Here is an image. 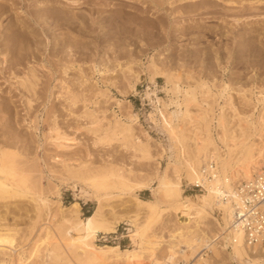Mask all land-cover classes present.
I'll return each mask as SVG.
<instances>
[{
  "label": "bare ground",
  "instance_id": "6f19581e",
  "mask_svg": "<svg viewBox=\"0 0 264 264\" xmlns=\"http://www.w3.org/2000/svg\"><path fill=\"white\" fill-rule=\"evenodd\" d=\"M175 1L187 3V0ZM90 2L96 4L99 0H0V19L11 18L3 41L16 56L17 52L42 44V37L46 36L47 43L50 42L47 34H53L56 29H63L66 37L74 40L70 43L72 46L77 44L82 33L86 34L85 28L94 31L98 24L101 32L103 27L109 30L121 26L124 31L117 33L120 37L132 36L129 23L126 28L123 20L128 21L127 7L134 9L131 4H140L141 0H123L124 10L119 16L110 12L108 16L99 14L97 20L93 12L76 10ZM167 3L171 9H165ZM174 3L172 0H152L151 4L158 7L155 14L158 23H152V27L163 29L164 19L176 17ZM188 4H193L191 11L195 14L199 10L210 13L202 18L205 21L189 24L190 21L182 18L171 28L177 39L193 41L187 49L189 57L197 61L203 57L210 68L214 61L220 65L224 59L233 58L234 63L242 65L252 54H263L264 0H190ZM147 8L144 4L141 6V17L148 13ZM186 11L181 6L178 13L182 16ZM142 25L146 26V21ZM76 31L79 36L70 35ZM117 34L114 36L118 37ZM210 36L222 40V46L216 51L212 44L205 47L199 44ZM181 51L182 66H186V50L181 48ZM161 55L153 56L151 65H142L141 70L133 66L141 62L137 59L129 58L131 60L124 67L132 74L131 92L138 93L142 74L150 72L151 85L146 95L155 106L150 119L168 137L172 159L164 171L155 172L157 188H152L149 180L136 178V171L124 165L103 162L97 166L78 160L75 163L76 160L57 155L53 156V161H57L55 164L45 163L47 171L61 173V184H70L77 191L82 187L76 200L66 205L61 185L56 186V200L51 198L49 188H43V185L34 188L37 178L33 183L31 171L40 170L38 178L41 180L45 170L38 165L39 170L26 164L32 151L26 138L20 139L18 133L15 137L0 138V264H208L209 253L216 259L220 250L226 251L228 261L234 264H264V245L260 239L252 242L247 228L251 227L254 218L250 210L262 207L253 191L264 176V87H260L255 96L253 85L240 89L242 101L251 107L249 111H243L230 92L229 83L218 85L216 80L202 76L195 78L194 73L184 76L174 69L165 70ZM63 69L68 72L67 66ZM14 75L16 83L31 93L26 97V106L30 110L40 76L34 67H29L22 75ZM161 78L165 80L167 99L158 94ZM99 94L109 96L104 90ZM76 96L69 97L72 107L77 105ZM116 103L121 110L122 102ZM54 117L46 137L62 152L77 140L71 133L63 131ZM82 117L87 120L84 127L94 136L96 144L119 142L126 150H132V156L140 161L155 158L150 136L142 137L136 132L137 114L130 111L119 116L113 112L110 118L105 114L101 117L85 105ZM19 143L25 144V148L21 146L24 150ZM164 151L158 157H162ZM184 182L200 186V192L186 195ZM148 188H152L153 197L142 198L141 193ZM126 196L133 198L130 200H134L136 209L133 213L132 210L120 214L113 203L124 201ZM81 198L95 201L90 214H83L78 201ZM166 214L175 217V222L170 238L164 239L163 244L162 235L157 239L156 234L152 235L154 232H149L154 228L152 230L157 233V225L164 227ZM10 216L14 223L7 222ZM22 216L29 220L24 234L23 228L16 224ZM125 221L130 226L129 248L123 249L119 244H99L101 239L110 240ZM159 248H167L164 256H160Z\"/></svg>",
  "mask_w": 264,
  "mask_h": 264
},
{
  "label": "rangeland",
  "instance_id": "374dc122",
  "mask_svg": "<svg viewBox=\"0 0 264 264\" xmlns=\"http://www.w3.org/2000/svg\"><path fill=\"white\" fill-rule=\"evenodd\" d=\"M173 1L175 2L173 8L177 12L176 17L172 18V20L164 19L163 24L165 26L163 29L152 27L153 24L158 23V19L155 16L158 7L151 4L152 0H141L140 4H131L134 6V9L127 7L128 21L123 20V26L126 27L129 23V27L133 33L132 36L120 37L117 33L124 31V28L121 26H116L109 30H107V27H103L104 30L101 32V27L98 24L94 31H88L85 28L86 34L82 33V37L77 40V44L75 42L74 46H72L70 43L74 42V40L71 37H66L63 29H56L53 34L51 32L47 34L50 36V42L48 40L47 43L46 36L42 37V44L38 46L33 45L30 49L31 51L22 50L19 53L17 52L15 53L16 56L12 55L13 53L8 50L9 45L3 41L5 33L10 27L11 18L6 17L8 18L6 19L4 17L0 19V133L4 132L0 135V138L4 140L7 136L15 137L16 133L19 134L20 139L22 137L23 139L26 138L25 142H28V146H31L32 149V153H29L30 156H28L26 164L30 163L34 165V169L37 170L41 167L45 170V174L42 175L41 180L38 178V176L40 177V170L31 171L33 183L34 181L36 182L34 178H37L34 188H38V186L49 188L48 191L51 198L56 200V186L61 185L64 203L70 205L76 200V194L81 192L82 187L80 186L79 191H77L70 184H61V180L63 179L61 173L50 174L47 171L45 163L55 164L57 161H53V156L57 155L73 161L76 160L74 161L75 163H78V160L88 161L89 163H93V165L95 163L97 166L103 162H114L124 165L136 171L135 173L138 174H134L138 176L136 178L140 179L141 177V179L149 180L152 188H157L158 178L154 174L157 170L160 173L165 170L172 159V153L169 149L168 137L161 127L150 119V114L155 113V106L146 95L148 86L151 85L149 81L150 72L146 71V73L142 74L141 80L137 85L138 93L131 92L129 88L132 74L128 72V69L125 71L126 68L124 67H126V64L131 59L141 60V62L133 64L134 67H137V70H141L144 65V67L151 65L153 56L162 54L161 56L164 58L163 69H174L179 73L181 72L184 76L188 73H194L195 78L202 76L211 81L216 80V84L218 85L222 82H227L231 86L230 92L234 95L240 110H250V105L248 106V104L242 101L239 91L253 85L255 96L261 89L260 87H264V52L263 54H257V52L252 54L248 60H243L244 64L242 65H240L241 63L239 65L234 63L233 58H226L220 65L218 62L212 61L213 67L210 66L209 68L206 65L207 61L203 60V57L198 61L194 60L191 56H188L187 50L193 45V41L188 38L184 40L177 39L171 28L180 22L182 18L190 21L189 24L205 21L202 18L210 13L205 14V12L199 10L195 14L191 11L193 4H188L190 0H187L186 4L185 2ZM122 4L123 0H99L96 4L90 2L76 10L80 12L81 10H85L83 12H93V17L97 20L99 14L108 16L112 12L119 16L121 11L124 10L122 9L124 8ZM143 4L148 7V13H144L141 17L140 12ZM165 5V9H171L170 4L167 3ZM181 6H184L187 10L182 16L178 13V10H181ZM94 10L96 11L94 12ZM133 19L136 20V23L133 22L134 24H132ZM143 21H146V26L142 25ZM210 22L216 24L215 22L217 21ZM79 30L80 33L83 32L81 29ZM71 34L80 35L78 31ZM114 34H117L118 37L114 36ZM110 35L112 36L110 37ZM199 44L201 47L212 44L213 51H216L217 48L222 46V40L218 39V37L210 36L200 41ZM181 48L186 50V61L188 63L186 66H182ZM129 58L131 59L129 60ZM105 65H108L106 66L108 70L105 68ZM66 66L68 68L67 73L63 72V68ZM29 67H34L40 76L37 93L32 97L33 102L30 110L26 106V97L31 96V93L16 83L17 78L14 75L17 73L22 75L24 72H27ZM100 69L104 71L100 73ZM82 80H84V83L81 82ZM164 81L163 78L158 80V94L160 97L167 99ZM128 88L129 91H127ZM102 90L109 92V96H100L99 91L102 92ZM66 91L69 93H66ZM73 94L78 95L76 96L78 98L77 105L74 107L71 106V98H69ZM115 101L122 102L121 110ZM85 105L91 110H95L101 117L105 114L106 117L110 118L113 112H116L119 116L130 111L137 114L136 132H139L138 134L142 135V137L146 135L150 136L152 153L155 155V158L140 161L136 157H133L134 152L132 150H126L119 142L111 145L96 144L94 136L88 133L84 127L85 123H87V120L82 117ZM216 109L218 113V106H216ZM71 111L74 114H70ZM255 111L257 112V110ZM54 116H56L63 131L71 133L70 135L77 140L71 148L62 152L56 149L46 137L49 125L55 118ZM24 145L19 143L20 148L21 146L25 148ZM23 148L21 149L24 150ZM162 151H164L163 156L158 157ZM30 164L28 166H31ZM37 165L40 167L39 169ZM41 181L43 184H40ZM38 182H40V185ZM152 188L144 190L141 193V197L145 199L152 198ZM184 189L186 190V195L193 196L199 193L201 188L200 186L184 182ZM130 199L133 198L126 196L124 201L122 200L123 202L115 201L113 207L115 208L117 205V212L120 214L131 213L132 210L133 213L136 208L134 200L131 201ZM78 201L82 206L84 215L91 213L94 209L95 201H89L87 198H81ZM215 216H218V213ZM22 217L17 219L16 224L24 229H22V234H24L29 220L25 216ZM174 219L175 217L166 214L164 216V227H162L163 225H157L155 228L157 231L158 227L160 234L153 231L154 228L149 233L152 234L154 232L152 235L156 234L157 239L162 235L163 237L160 238H163L164 244V239H169L170 233L174 229ZM181 220L184 221L185 218H181ZM7 222L14 223L13 217L10 216ZM129 228L130 226L125 221V223L119 226L118 232L110 237V240L101 239L99 244H119L123 249L129 248L131 246L128 237ZM160 250L161 248H159ZM166 250L167 248L162 249L160 256H164ZM208 256H210L208 264H225L224 262L234 264L233 261H228L226 251L220 250V255L216 259L212 253H209ZM208 256L205 255V257Z\"/></svg>",
  "mask_w": 264,
  "mask_h": 264
},
{
  "label": "built area",
  "instance_id": "2783aa9c",
  "mask_svg": "<svg viewBox=\"0 0 264 264\" xmlns=\"http://www.w3.org/2000/svg\"><path fill=\"white\" fill-rule=\"evenodd\" d=\"M253 194L256 198V201L259 202L262 207L257 210H255L254 207V209L250 210L254 218L251 227L248 226L247 228L250 230V235L252 237L251 241L256 243L260 239L264 245V176L258 181L257 186L254 188Z\"/></svg>",
  "mask_w": 264,
  "mask_h": 264
},
{
  "label": "trees",
  "instance_id": "16d2710c",
  "mask_svg": "<svg viewBox=\"0 0 264 264\" xmlns=\"http://www.w3.org/2000/svg\"><path fill=\"white\" fill-rule=\"evenodd\" d=\"M90 214V213H89Z\"/></svg>",
  "mask_w": 264,
  "mask_h": 264
}]
</instances>
